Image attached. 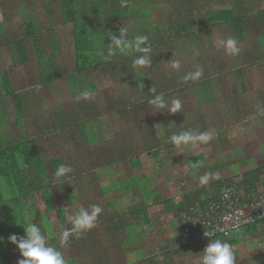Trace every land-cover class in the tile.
I'll return each instance as SVG.
<instances>
[{"label": "rangeland", "instance_id": "374dc122", "mask_svg": "<svg viewBox=\"0 0 264 264\" xmlns=\"http://www.w3.org/2000/svg\"><path fill=\"white\" fill-rule=\"evenodd\" d=\"M155 1V5L144 7L151 9L150 26L152 28H157L162 35L166 36L171 31L170 24L193 20L194 30L200 35L199 40H195L196 43L191 46L178 42L177 49L170 46L176 57H169V61L163 65L159 61V66L156 68L150 66L144 68L141 71V81H137L130 75L127 76L124 71L121 72L114 67L115 71L82 77L79 80L81 95L77 98L74 97L66 79L58 81L57 87L53 84L51 89H45L47 86L40 83L42 66L40 67L37 59L41 57L40 55H51L55 58L63 74H71L74 65L71 28L60 26L56 28L55 32V28L48 25V14L45 10L47 0H21L20 2L4 0L2 1L3 5L0 6V23L4 24L3 29L0 28V40L2 39L0 41V74L2 72L8 74L13 89L22 95L25 102L27 117H25L26 126L24 127L26 128L24 131L31 138L39 140L47 170L54 181L55 171L52 170L50 162L54 157L60 158L63 164L72 168V172L61 178V181L64 178L66 181H74L79 171H84L85 177L90 179L84 184L68 183L70 192H62L63 186L58 191L53 189L56 208L67 209L65 212L68 216L80 207L90 209L93 204L102 206L103 202L119 201L107 211L116 214L118 221L126 223L124 212H129L131 208L135 209V204H140L142 200L139 189H129L126 192L121 191V193L116 189L117 191L103 193V188L112 184L128 186L130 182L128 180H132L135 176L139 178L142 176L148 180L153 190L160 191L162 195L160 204H152L147 209L150 214L148 212L146 217L141 218L142 224L138 228L127 226L130 225V221H128L129 223L125 224L123 230L117 232V241L113 244L116 247L115 251L110 247L106 248L107 253L117 254V258H120L114 264H130V260L132 261L130 251L127 253L125 251L133 248L136 243L140 250L151 244L156 246L149 256H162L164 252L173 249L164 244L165 240L169 241L170 238L178 235V233L174 234L171 225L173 214L167 212L166 207L169 202L174 204L176 201L170 192L166 193V174L164 173L160 177L153 175V172L160 168L167 171L161 165L162 162H165L166 165L182 164L187 158L205 153L208 162L195 169L198 174L206 172L207 163L218 164L220 165L218 169L220 177L230 178L235 182L241 180V174L245 170L239 164L252 159L254 160L252 167L264 164V115L259 113V109H264V60L257 63L256 68L242 69V80L246 92H241L239 83L233 75L242 63L247 62L244 64L247 65L250 62L246 57L255 56L256 52H259L258 37L264 33L261 29L250 32L249 39L245 44L237 42L240 49L239 54L231 56L220 43L221 40H226L229 37L235 38L230 27L223 25L207 27L201 32L198 31V27L201 25L209 24L205 22L208 16L207 12L227 8L228 0H220L219 3L214 1L208 3V0H203L196 11L189 15L183 12V9L177 11L176 8H168L171 0ZM19 5H22L25 11L33 16L42 27L54 29L51 37L54 35L57 37L52 39L57 40L60 48L56 54L53 55L55 45L50 43L49 38H45L46 35H43L42 41L45 49H43V54H39L33 43L31 45L26 41L29 45L30 62L25 65H14L15 54L12 57L10 50L6 49L3 42L7 38L11 40L10 42L15 38H22ZM187 8L189 9V7ZM202 9L207 10L202 11ZM145 21L146 19L142 18L120 19L114 23L111 31L118 35L119 29L124 27L128 30V39L130 40L137 35H145L149 38L153 32L146 29L143 24ZM260 41L263 43L261 39ZM176 59L181 61L179 71L170 68V60ZM110 65L114 66L113 63ZM197 66L203 69L201 78L184 83L182 77L188 72L195 71ZM1 78L0 76V98L2 100L0 112L3 111L5 114L2 117L3 120L6 116L9 118L6 124L13 141L19 142V131L15 124L17 115L10 96H6L2 90ZM204 78H207V82L211 84L214 91L215 102L209 105L202 100L200 87L195 85ZM92 83L95 84V92L90 90ZM171 85L178 88L184 87L186 91L180 97L170 96ZM145 87L149 89L155 87L157 93L165 94V98L168 96L179 98L182 102V111L177 113H169L166 110L157 112L155 107L147 103ZM122 101L126 103L123 107L127 106L124 114L119 111L122 108ZM245 111H249V114L252 111L250 115L248 114V119L238 123L233 120L235 114L245 113ZM228 112V115L231 116L229 120L222 117ZM200 114L205 116L207 114V117L203 118L207 127L211 128V125L214 124H216V128L222 126L224 139L215 138L213 140L212 138L205 144L198 142L194 145L189 144L187 148L184 145L185 149L177 148L176 152L170 150V147H174L168 142V138L172 135L169 132L171 127H177V132H180L190 129L188 127L190 121L194 123V126H197ZM61 123H66L65 129ZM237 128L240 131H237ZM205 147L210 151H203ZM130 149L131 151H128ZM160 149L164 150L159 153ZM119 151L127 153L125 157L122 153V160L117 156ZM209 153L211 157L207 158ZM113 154L118 159L117 165L110 163ZM128 155L129 160L130 155H137L139 162L148 164V166L139 170L131 169L130 165L125 162ZM221 161L224 166L221 165ZM181 169H185V171L179 177L186 180V184L190 183L196 186L198 182L194 181L197 177L191 182L193 170L183 165L178 170ZM67 193H70L71 200L63 198L62 194ZM36 198L40 213L46 214L47 209L39 192L36 193ZM132 199L136 203H133ZM145 220H150V226L143 224ZM131 222L139 221L131 220ZM70 227L67 220L65 228ZM262 229L264 230V228ZM50 230L51 228L48 231L49 238L52 236ZM162 234L165 236L163 237ZM87 235V233L83 234V236ZM133 235L137 240L135 244L131 241ZM120 242H124L122 247L118 244ZM232 250L236 256V264H264V233H261L260 237L256 239L244 237L243 243ZM201 257L202 254L193 248L177 254L167 264H201ZM17 261L16 258H13L12 264H17ZM158 261L162 262V260Z\"/></svg>", "mask_w": 264, "mask_h": 264}, {"label": "trees", "instance_id": "16d2710c", "mask_svg": "<svg viewBox=\"0 0 264 264\" xmlns=\"http://www.w3.org/2000/svg\"><path fill=\"white\" fill-rule=\"evenodd\" d=\"M2 1L4 0H0V6L3 5ZM17 1L20 2L21 0ZM202 1L203 0H171V7L169 6L168 8H176L177 11L183 9V12L189 15L196 11ZM211 1L217 3L221 2L220 0H208V3ZM228 2L229 5L225 9L209 10L207 12L208 16L205 19V22L209 24L207 25L206 23L201 25L198 27V31L201 32L207 27H221L226 25L231 28L235 39L240 44H245L249 39V33L256 29H261L264 33V0H228ZM155 3V0H127L126 6H121V0H47L45 10L48 14V25L51 28H55V32L56 28L60 26H69L71 28L74 65L73 72L69 75H65L60 71L53 56L40 55L41 57L37 58L40 67L42 66L40 83L47 86L45 89H51L53 84L57 87L58 81L66 79L74 97L77 98L81 95L79 91V80L82 77H87L89 75L95 76L98 73H105L107 71H115L114 68L121 72L124 71L127 76L130 75V77H134L137 81H141V71H143L144 68L134 67L132 65V59L134 56L141 55L140 53L117 55L114 56L111 61H105L102 57L97 55L99 49L106 48V45L111 42L108 36H110L111 33L115 34L111 31V28L114 26V23L120 19H146L143 24L149 32H153V35L148 38V43L152 47L151 56L153 59L150 67L156 68L159 66V61H161L160 64L162 63L163 65L169 61V57H176L170 46L177 49L178 42L191 46L196 43L195 40H199L200 35L194 30L195 23L193 20L189 22L178 21L174 24H170L169 28L171 31L166 36L162 35L157 28H152V26H150L151 9L149 7L155 5ZM145 6L149 7L145 9ZM18 7L23 30L22 38H15L12 42L7 38L3 42L6 49L10 50L11 56L15 54L13 60L14 65H25L30 62L29 45L26 41L30 42L31 45L33 43L34 48L39 54H43L45 50L44 42L42 41L43 35H46L45 38H49L50 43L55 45L53 48V55L56 54L60 48L57 40H53L57 37L55 35L51 37L54 29H45V27H42L33 16L25 11L22 5ZM187 7H189V9ZM205 10L207 9H202V11ZM3 27L4 24L0 23L1 30ZM260 39L263 43H261ZM258 40L260 42L259 52H256L255 56L249 55L246 57L249 58L250 62H248L247 65H244L247 62L242 63L240 66L238 65L239 67L233 73L236 81L239 83L242 93L246 92L242 80V69L256 68V66L264 60V34L259 36ZM112 63L114 66L110 65ZM238 64H240V62H238ZM0 76L2 77V90L6 96H10L17 115L15 124L20 136L19 142L13 141L6 124L9 118L6 116L5 120H3L2 117L5 114L3 111L0 112V238H3L2 241H0V264H12L13 258L17 260L22 259L16 245L10 243L8 237L12 234L23 236V227L31 222L38 224L49 243L55 245L57 250L62 252L66 264H77L75 260H78L80 255H85L88 258L83 259V264H111L108 261L107 252L103 247L107 245L113 246V244H115L117 241V232L123 230L126 226L125 224L129 223L128 221H130V225L127 226L130 228H138L140 224H142L141 218L146 217L148 214L147 209L150 208L152 204H160L162 196L160 191L153 190L148 180L142 176H140L141 180L136 176L132 180H128L131 182V185L129 182L128 186L112 184L103 188V193H110L114 190L117 191L116 189L121 193V191L126 192L129 189L133 190L137 188L142 196V200L140 204H135V209L131 208L129 212H124L126 214V223L121 220L118 221L116 214L107 211V209H112L113 206L116 205L115 203L119 201L103 202L101 206L103 211L98 216L96 226L85 232L88 235L83 236V233L79 238H75L74 236L70 237L68 244L62 247L59 242V237L61 231L65 229L67 225V214L64 209L56 208L53 189L58 191L63 186L62 192H70L69 185H67L68 183L76 182L84 184L89 182L90 179L85 177L84 171H79L74 181H66V178H64L60 182L62 185L56 183L51 178L41 152L39 140L37 138H31L24 131L26 128L24 126H26L25 117H27V113L25 112V102L22 95L13 89V85L7 73L2 72ZM195 85L200 87V95L206 104L207 102L208 105L215 102L213 98L214 91L211 84L207 82V78H204ZM90 90L91 92L96 91L94 83L91 84ZM170 90V96L177 97H180L186 91L184 87L178 88L175 85H171ZM144 93L146 94L147 100L152 98L153 94L148 87H145ZM170 96L165 99L170 100ZM1 102L2 100L0 98V103ZM121 104L122 108L119 111L121 114H124L127 106L123 107L126 105L123 101ZM228 114L229 112L222 117H226L229 120L231 116ZM248 114L249 111L235 114L233 120L237 123L241 122L248 119L250 115ZM205 117H207V114L206 116L199 115L201 119ZM61 125L63 129H65L66 123H61ZM221 127L216 128V124H214L209 128L206 126L205 120H200L199 125L194 126L195 130L201 132L211 131L214 136L213 140L215 138H219L220 140L224 139ZM128 151H131V149ZM203 151L209 152L210 149H203ZM122 153L123 152L119 151L117 154L118 158L121 160ZM126 154L127 153H123L124 157ZM205 157V153L190 157L188 159L189 168L195 170L191 165L196 161H201L202 166L205 165ZM111 158V165H117V163H119L118 159L114 157V154ZM50 162L53 171L62 163L58 157L52 158ZM125 162L134 170L143 168L145 164L139 162L137 155H130V160L128 155ZM221 162L223 163V161ZM219 168L220 165L217 164L215 169ZM96 175L98 176L99 174L97 173ZM262 176H264V166L254 167L241 175L242 179L238 184L230 178L220 177L219 180H213L203 187L200 185L194 192H189V195H187V198L183 200V202L177 204L167 203L166 211L173 214L174 224L172 223V227L178 235L170 238L171 240L169 243H173V246L170 248L173 249L164 252L162 254V262H158L157 264H167L171 262L177 254L188 251L192 247L196 248L198 252L203 255L202 251L205 249L208 242L213 240H204L196 245L188 247L183 245L180 241L181 234H179L180 222L182 221L180 219L181 215L184 212H188L190 208H195L196 204L205 206L210 202L217 201L220 197L221 190L225 187L235 186L240 193H242V191L243 193H247L249 190H258L257 184H261L264 191V179H261ZM186 185L191 187L190 183ZM207 186L210 187L209 191L207 190ZM37 192L43 197L47 209L46 214L40 213L36 198ZM69 194L70 193L65 195L62 194V196L63 198L65 197L71 200ZM132 201L136 203L133 199ZM162 203L165 204L164 201H162ZM130 204L132 203L130 202ZM131 220H137L139 222L132 223ZM143 224H145V221ZM262 225H264V221H257L252 225L244 227L239 236L232 235L229 238L216 239L228 241L232 245V248H235L243 243L244 237H250L251 239L260 237L259 227ZM50 228L52 234L51 238H49L48 235ZM162 236L164 237L165 234H162ZM135 237L136 236L133 235L131 241L134 242ZM165 241L167 242L168 240ZM123 243L124 242H120L118 244L122 247ZM113 249L115 251L116 247L113 246ZM130 250H126L125 253ZM136 251L138 255L137 258L142 259L144 253L138 249ZM116 259L120 258L116 257ZM151 261L152 260H149L147 264Z\"/></svg>", "mask_w": 264, "mask_h": 264}, {"label": "clouds", "instance_id": "9594fccd", "mask_svg": "<svg viewBox=\"0 0 264 264\" xmlns=\"http://www.w3.org/2000/svg\"><path fill=\"white\" fill-rule=\"evenodd\" d=\"M127 0H121V6H126ZM110 43L106 45V48L98 50L97 55L102 57L105 61H111L114 56L140 53L139 56H134L132 59V65L134 67L146 68L151 66L153 59L151 56L152 47L148 43V38L145 35H137L131 40L128 39V30L124 27L119 29L118 35L112 34L108 36ZM220 43L225 48L226 52L231 56L239 54L240 49L237 46V40L233 37H229L226 40H221ZM181 67V61L179 59L170 60V68L179 71ZM203 75V69L197 66L195 71L186 73L182 77V81L187 83L188 81H196ZM151 91L152 98L147 101L150 106L155 107L158 111H167L169 113H177L182 111V102L179 98L165 99L163 92L157 93L155 87L149 89ZM259 108V106H258ZM259 113L264 115V109H259ZM213 138L211 131H198V130H184L179 133H173L168 142L176 148H180L183 145L207 143ZM202 166L201 161H196L191 165L193 169H197ZM72 172V168L69 165L61 163L54 172V178L57 183L61 182V178L66 174ZM218 174L213 175L211 173H205L199 177V184L204 186L209 183L210 180H219ZM242 179V178H241ZM236 181V183H240ZM62 185V183H61ZM227 198V194H225ZM67 211V209H65ZM103 211L99 204H93L90 209L80 207L67 216V220L70 223V228H65L61 231L59 242L60 245L66 246L70 237L79 238L83 233L94 228L99 214ZM24 235L17 236L12 234L8 237V241L16 245L20 252L22 259L17 261V264H66L64 256L61 251L57 250L55 245L49 243L46 236L42 233L41 228L36 223H28L23 227ZM3 238H0L2 241ZM201 264H236V256L232 250V245L228 241H221L220 239L208 242L205 249L202 251Z\"/></svg>", "mask_w": 264, "mask_h": 264}, {"label": "built area", "instance_id": "2783aa9c", "mask_svg": "<svg viewBox=\"0 0 264 264\" xmlns=\"http://www.w3.org/2000/svg\"><path fill=\"white\" fill-rule=\"evenodd\" d=\"M263 193H240L235 186L225 187L217 201L205 206L196 204L181 215V243L188 247L204 240L239 236L244 227L264 221Z\"/></svg>", "mask_w": 264, "mask_h": 264}, {"label": "crops", "instance_id": "0c3cea01", "mask_svg": "<svg viewBox=\"0 0 264 264\" xmlns=\"http://www.w3.org/2000/svg\"><path fill=\"white\" fill-rule=\"evenodd\" d=\"M207 105H208V102H207ZM199 120H203L201 118H198ZM192 122V121H190ZM188 123V127L190 129H185V130H195L194 128V123ZM199 125V123H198ZM237 131H240L239 128L236 129ZM178 131V128L177 127H171V129L169 130L170 133H179L177 132ZM181 131H184V130H181ZM243 131V130H242ZM171 146H173L172 144H170ZM185 147L187 148L188 145H185ZM184 145L180 147V149H185ZM170 150H174L175 152L177 151V148L176 147H170L169 148ZM196 149V148H195ZM204 149H207L206 147ZM164 149H160L159 150V153L161 151H163ZM189 150V149H188ZM187 150V151H188ZM169 156V155H168ZM211 157V154L209 153L207 158H210ZM166 160V158H164ZM188 159L182 163V164H174V165H166L165 162H162L161 165H163V168L167 171H164L162 170L161 168L160 169H157L156 171L153 172V175L156 176L158 175L159 177L164 175V173L166 174L165 177H167V182L165 183L166 184V193L167 192H170L172 195H173V198L175 199L176 202H174V204H177L179 202H183V200H185L187 198V195H189L188 193L190 192H194V190L200 186V184L198 183L196 186L195 184L194 185H191L190 186H187L186 185V180L182 179L180 176V174L182 172L185 171V169H181V170H178L180 167L183 166H187L188 169L189 168V164H188ZM164 161V160H163ZM168 161V160H166ZM253 159L252 160H248L246 162H243L242 164H239L241 166V168H245V170L242 172L243 173H246L248 172L249 170H251L252 168L254 167H260V166H264V164H260L258 166H255L253 165L254 167H252L251 165L253 164ZM206 162H208V160L206 159ZM227 163V162H226ZM208 166L207 170L205 173H211L213 175H216L218 174L219 175V172H218V169H215V167L217 166V164H206ZM222 166H224V163L221 164ZM148 166V164H144V167ZM191 170V169H190ZM166 172H168L169 174H167ZM204 172H201L200 174H198V171L196 170H193V172H191L192 174V179H191V182H193L192 180H194L195 177L196 178V181L199 182V177L204 175L205 174ZM241 174V175H242ZM220 176V175H219ZM261 179L263 180L264 179V176L261 177ZM213 181V180H210V182ZM196 182V183H197ZM205 186V185H204ZM203 187V186H202ZM257 188L258 190H256L258 193H263V189H262V186L261 184H257ZM207 190L209 191L210 190V187L207 186ZM43 198V197H42ZM153 208V207H152ZM151 208V209H152ZM147 212H149V210H147ZM150 214V212H149ZM173 221L171 222V225L172 223L174 224V216H173ZM145 224L150 226V220H145ZM261 228V229H260ZM264 228V225L260 226L259 227V232L260 234L264 233V230L262 229ZM174 234H176V231H174ZM137 240L134 241V244L136 243ZM170 241V240H169ZM169 241H165L164 244L166 247L170 248L173 246V243L170 244ZM110 247L111 250H114L113 247H111L110 245H107V246H104V250L107 252L106 248ZM140 250L139 247H138V244L136 243L134 245L133 248H131L130 250V258L132 259V261L130 260V264H147L149 262V260H152L149 264H157L159 261L158 260H162V256L159 255V256H149L151 251H154L156 249V246H153L152 244L149 245V246H146L143 250H140L144 253L143 255V258L141 259H138L136 255L137 254V251L136 250ZM190 249H193L190 248ZM233 249V248H232ZM107 258H108V261L111 263V264H114V262H117L118 259H116L117 257V254L113 255L111 253H107ZM15 259V258H14ZM83 259H88L85 255H80L79 259L78 260H75L77 264L79 263H83ZM152 262H155V263H152Z\"/></svg>", "mask_w": 264, "mask_h": 264}]
</instances>
